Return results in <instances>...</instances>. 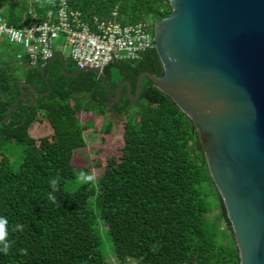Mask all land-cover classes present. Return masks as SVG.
Instances as JSON below:
<instances>
[{
	"label": "trees",
	"instance_id": "trees-1",
	"mask_svg": "<svg viewBox=\"0 0 264 264\" xmlns=\"http://www.w3.org/2000/svg\"><path fill=\"white\" fill-rule=\"evenodd\" d=\"M87 21L99 18L123 25L156 23L173 12L170 0H69ZM59 0H0V15L18 29L55 18ZM117 13V15H115ZM11 59H2L4 51ZM15 48L0 43V121L24 95L22 84L33 85L40 93L48 91L42 63L31 68L15 61ZM157 48L144 61L117 63L104 72L117 95L123 80L137 91L140 75L149 71L158 76L163 66ZM21 74H18V69ZM68 73L79 69L67 61ZM51 90L36 95L33 106L21 101L10 119L0 126V217L8 221L11 247L0 252V264H107L98 218L111 237L114 255L121 264H241L240 253L224 201L208 168L200 135L193 120L174 100L146 78L142 96L135 102L129 87L123 89V104L112 111L127 115L125 149L118 160L108 159L105 172L95 182L68 191L65 184L76 179L77 171L89 168L73 164L76 150L87 147L85 132L93 126L82 122V111L108 114L113 102L101 78L86 71L68 77L57 57L46 69ZM31 91V88H23ZM29 102L32 99L29 98ZM44 116L54 130L51 139L30 135L34 123ZM114 122L103 127L113 132ZM8 143L24 146L20 166L14 171L2 152ZM97 166L102 167V162ZM59 178L53 192L49 181ZM209 181L221 202L220 216L227 231L214 227L211 210L201 198L199 185ZM53 192L56 202L48 199ZM17 224L23 231H13ZM227 232V233H226ZM227 237H221L225 234ZM2 247V245H0ZM20 249H27L23 255Z\"/></svg>",
	"mask_w": 264,
	"mask_h": 264
},
{
	"label": "water",
	"instance_id": "water-1",
	"mask_svg": "<svg viewBox=\"0 0 264 264\" xmlns=\"http://www.w3.org/2000/svg\"><path fill=\"white\" fill-rule=\"evenodd\" d=\"M173 12L155 27L162 76L143 72L135 87L123 80L113 95L104 71L66 70L56 52L43 65L48 91L22 84L21 101L31 106L48 94L47 67L59 57L66 76L96 73L113 104L123 89L139 101L146 78L170 96L195 123L210 175L224 201L241 264H264V0H170ZM31 88L25 91L23 88ZM29 98L32 102H29Z\"/></svg>",
	"mask_w": 264,
	"mask_h": 264
},
{
	"label": "built area",
	"instance_id": "built-area-1",
	"mask_svg": "<svg viewBox=\"0 0 264 264\" xmlns=\"http://www.w3.org/2000/svg\"><path fill=\"white\" fill-rule=\"evenodd\" d=\"M151 26V20L131 25L99 18L87 21L69 0H59L55 18L28 28L18 29L0 15V43H9L15 48L19 66L34 68L54 57L60 50L56 41L63 36L78 69L104 71L113 64L144 61L156 48Z\"/></svg>",
	"mask_w": 264,
	"mask_h": 264
},
{
	"label": "rangeland",
	"instance_id": "rangeland-1",
	"mask_svg": "<svg viewBox=\"0 0 264 264\" xmlns=\"http://www.w3.org/2000/svg\"><path fill=\"white\" fill-rule=\"evenodd\" d=\"M56 43L58 45L57 48L64 51L67 61H71V49L66 45V38L62 36L56 41ZM58 51L60 52V50H57L56 52ZM9 56L12 57L13 54L6 50L1 57L2 59L9 60L11 59ZM2 59L0 61H3ZM21 70L20 68L18 69L19 75L22 72ZM113 107L114 105L110 106L107 115L100 114L101 109L99 108H97L96 112L82 111L78 114V117L82 122L89 123V125L93 127L85 132L88 146L75 151L73 164L78 169L89 168L95 173L96 178H99L105 172L108 165V159L115 157L119 160L125 149L127 115L114 113L112 111ZM41 117L43 120L34 123L30 128V135L37 140H49L53 137L54 130L48 120L44 116ZM110 121L114 122L113 132L106 134L102 130L105 125L110 123ZM23 151L24 146L16 143H8L4 147L2 153L10 159L14 171H17L20 166ZM100 162H102V167L97 166ZM80 185H82V183L75 179L66 182L65 188L72 192ZM198 189L200 190L201 198L203 199L205 206L211 210V213L208 216L209 220L214 224V227H221L224 231H227L226 221L220 216L221 202L218 197L217 189L209 181L199 185ZM98 222V230L103 241L102 251L106 255H109L107 264H121L114 255V247L111 237L108 230L104 227V221L101 217L98 218ZM226 233L221 235V237H227ZM129 264L140 263L139 260H132Z\"/></svg>",
	"mask_w": 264,
	"mask_h": 264
},
{
	"label": "clouds",
	"instance_id": "clouds-1",
	"mask_svg": "<svg viewBox=\"0 0 264 264\" xmlns=\"http://www.w3.org/2000/svg\"><path fill=\"white\" fill-rule=\"evenodd\" d=\"M75 176L78 182L82 184L95 182L96 180L95 173L89 174L84 171H77L75 173ZM49 184H50V187L53 189V192L59 190V178L58 177L52 178L49 181ZM53 192H49L48 199L52 201L53 203H55L56 197L53 195ZM7 224H8L7 219L5 217H0V245H2V247H0V252H3L5 255L8 253L11 247V242L8 241L7 239L8 237ZM16 230L23 231V225L17 224L15 228L13 229V231H16ZM20 252L23 255H27V249H20Z\"/></svg>",
	"mask_w": 264,
	"mask_h": 264
},
{
	"label": "flooded vegetation",
	"instance_id": "flooded-vegetation-1",
	"mask_svg": "<svg viewBox=\"0 0 264 264\" xmlns=\"http://www.w3.org/2000/svg\"><path fill=\"white\" fill-rule=\"evenodd\" d=\"M161 59V58H160ZM149 63H150V66H152V68H154V67H156L157 68V71H156V73H158V67L160 66V64H162V66H163V70H164V65H163V63H162V61L160 60V61H158V60H154V59H150L149 60ZM157 75V74H156ZM136 95V94H135ZM125 100V97L123 96L122 97V100H121V102L120 103H118V104H113L114 105V107H115V105H119V104H123V101Z\"/></svg>",
	"mask_w": 264,
	"mask_h": 264
},
{
	"label": "crops",
	"instance_id": "crops-1",
	"mask_svg": "<svg viewBox=\"0 0 264 264\" xmlns=\"http://www.w3.org/2000/svg\"><path fill=\"white\" fill-rule=\"evenodd\" d=\"M61 50V49H60ZM63 51V50H62ZM61 52V51H60ZM63 53H64V51H63ZM65 54V53H64ZM66 57V56H65Z\"/></svg>",
	"mask_w": 264,
	"mask_h": 264
}]
</instances>
